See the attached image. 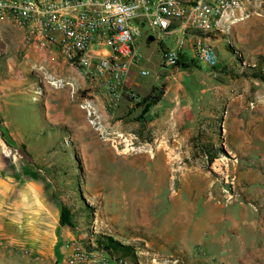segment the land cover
Returning <instances> with one entry per match:
<instances>
[{
  "label": "rangeland",
  "instance_id": "rangeland-1",
  "mask_svg": "<svg viewBox=\"0 0 264 264\" xmlns=\"http://www.w3.org/2000/svg\"><path fill=\"white\" fill-rule=\"evenodd\" d=\"M14 29L18 30L0 20V81L5 61L11 58L23 64L25 60L24 48L11 44ZM145 31L136 45L142 55L139 67L149 74L140 76L139 67L133 69L132 92L139 100L131 102L140 111L130 120L129 133L118 136L108 129L102 137L84 115L66 113L57 122L46 119L45 99H56L50 89L64 88L52 87L46 77L49 91L42 88L21 97L20 116L9 128L15 141L0 122V177L19 181L31 176L44 184L49 196L70 209L72 226H66L70 238L57 250L55 264H67V243H75L87 253L97 252L110 264L118 258L128 264H264V83L250 77L254 70H264V12L239 13L228 33L211 37L216 66L208 70L196 63L179 77L175 73L159 76L161 48L172 45L173 39L159 37L157 41L155 37L147 42ZM165 92L172 101L163 100ZM146 97L151 104L153 97L160 99L159 105L152 104L143 115L145 104L138 107L137 103ZM180 105H188L194 117L201 114L207 122L201 126L210 134L190 142L200 151L206 149L208 158L216 157L208 165L213 187L206 181L191 183L190 176L181 183L180 170H172L155 153L156 127L151 123L164 108ZM243 209L254 215L253 232L244 249L195 244L188 256L157 244L155 237L165 228L176 230L175 222L182 219V227L189 232L196 229L198 238L210 240L214 229L219 230L218 237L228 222L212 224L211 216L227 214L239 220ZM210 225L213 229L204 236ZM148 233L151 237L143 238ZM99 235L131 245L134 258L110 256L96 248ZM143 239L150 241L146 248ZM45 256L42 250L20 249L13 234L0 237V258L11 264H20L21 257L42 264ZM77 264H93V259Z\"/></svg>",
  "mask_w": 264,
  "mask_h": 264
},
{
  "label": "built area",
  "instance_id": "built-area-1",
  "mask_svg": "<svg viewBox=\"0 0 264 264\" xmlns=\"http://www.w3.org/2000/svg\"><path fill=\"white\" fill-rule=\"evenodd\" d=\"M245 12H264V0H0V20L22 32L24 50L31 46L56 50L81 73L88 90L78 106L88 125L102 137L108 128L96 97L103 94L102 111L108 119L125 96L139 100L125 90V84L142 61L136 41L144 29L147 42L149 37L151 42L155 37L174 41L161 48V71L171 75L196 63L209 70L217 64L211 37L228 33L238 14ZM139 70L140 76H148V71ZM47 78L54 88L66 84L59 78ZM65 248L67 264L83 263L89 257L93 264H110L75 243ZM111 264L128 261L118 258Z\"/></svg>",
  "mask_w": 264,
  "mask_h": 264
},
{
  "label": "crops",
  "instance_id": "crops-1",
  "mask_svg": "<svg viewBox=\"0 0 264 264\" xmlns=\"http://www.w3.org/2000/svg\"><path fill=\"white\" fill-rule=\"evenodd\" d=\"M13 34L16 36L12 37L13 43L11 44H20L23 47L22 32L16 30ZM23 57L25 59L23 64H17L15 59L11 58L5 61L3 80L0 81V122L8 128V131L10 122L17 120L20 116L21 97L25 93H36L38 89L42 88L49 91L44 79L46 77H61L66 83L62 90L50 89L56 99L52 102L45 99L46 119L57 122L61 120L60 115L66 113L83 117L84 113L78 104L82 98L86 97L88 86L78 69L69 65L56 50L44 51L31 46L25 50ZM39 67L45 73L34 71V68L38 70ZM192 69L193 67H191ZM183 72L189 71L178 70L175 73L176 77L183 76ZM134 76L132 70L126 81L125 90L132 91ZM39 84L40 86H38ZM174 91L173 93H175ZM102 95L101 93L97 96L95 102L102 113V120L106 128L117 133L118 136L129 133L127 128L131 123L130 120L139 114L140 108H133L131 98L125 96L112 113V118L108 119L102 111ZM164 98H166V92L163 95V100ZM166 99L172 101L170 98ZM42 115L44 117V112ZM199 115V117H194L192 109L188 105L164 108V111L151 123L156 127L154 129L156 139L153 142L158 150L155 153L163 156L165 165L172 170H180L178 176L181 183L182 178L190 176L191 183L206 181L209 187H213L215 180L210 177L208 165H212L216 157L208 158L209 152L206 149L201 148L200 151L199 148H194L190 142V139L210 134L204 125L201 126L204 120L202 115ZM204 122L207 123L206 120ZM8 134L14 141L16 140L12 132L9 131ZM16 150L15 147L14 151ZM26 151L28 153L27 148ZM168 157L171 161H168ZM181 175L183 176L181 177ZM60 207L61 204L46 193L44 184L39 180L31 176L19 181L12 177H0V237L6 238L8 234H13L20 249L42 250V253L46 255L44 259L46 261L41 260L42 264H55L58 259L55 256L57 250L60 252L63 243L68 242L67 240L70 238V235L66 233V227L59 224ZM183 221L184 219L175 222L176 230L165 228L163 234L155 238L159 247L182 251L191 256L190 247L195 244L207 243L209 247L228 244L234 250L237 247L244 249L253 232L254 215L251 210L247 211L246 209L240 213L239 220H235L234 217L227 214H213L211 216L212 224L228 222V226L223 233H219L218 237L219 230L214 229L209 234L210 240L198 238L200 233L196 229L191 232L185 230L182 227ZM212 229L213 227L210 225L204 230L203 235L207 236L206 231ZM144 236L143 238H150L151 234ZM143 241L145 248L149 246L150 241L146 239ZM177 242L179 246H176ZM53 255L54 258H52ZM9 262L6 258H0V264H11ZM19 262L20 264H37L35 260L27 257H21Z\"/></svg>",
  "mask_w": 264,
  "mask_h": 264
},
{
  "label": "trees",
  "instance_id": "trees-1",
  "mask_svg": "<svg viewBox=\"0 0 264 264\" xmlns=\"http://www.w3.org/2000/svg\"><path fill=\"white\" fill-rule=\"evenodd\" d=\"M186 69H191V66H188ZM250 77L264 83V70H254V72L251 73ZM159 99V97H153L152 104H157L159 102ZM147 100L148 99L146 97L141 102L137 103L138 107L142 106L143 103L145 104V107L142 110L143 115H145L148 112L149 108L152 106L151 103H147ZM59 224L62 227L72 226V214L70 209L65 205H61L60 207ZM95 243L96 248L101 249L102 251L108 253L110 256H112L113 254H117L119 257L134 258L135 250L131 245L122 244L111 237L99 235L95 238Z\"/></svg>",
  "mask_w": 264,
  "mask_h": 264
},
{
  "label": "water",
  "instance_id": "water-1",
  "mask_svg": "<svg viewBox=\"0 0 264 264\" xmlns=\"http://www.w3.org/2000/svg\"><path fill=\"white\" fill-rule=\"evenodd\" d=\"M153 40L152 37L148 38V41L151 42ZM184 74H186L187 72H183ZM159 76H170V73L168 71H160L159 72Z\"/></svg>",
  "mask_w": 264,
  "mask_h": 264
}]
</instances>
